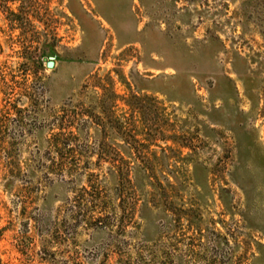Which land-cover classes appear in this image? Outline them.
Segmentation results:
<instances>
[{
    "label": "rangeland",
    "instance_id": "rangeland-1",
    "mask_svg": "<svg viewBox=\"0 0 264 264\" xmlns=\"http://www.w3.org/2000/svg\"><path fill=\"white\" fill-rule=\"evenodd\" d=\"M0 264H264V0H0Z\"/></svg>",
    "mask_w": 264,
    "mask_h": 264
},
{
    "label": "water",
    "instance_id": "water-1",
    "mask_svg": "<svg viewBox=\"0 0 264 264\" xmlns=\"http://www.w3.org/2000/svg\"><path fill=\"white\" fill-rule=\"evenodd\" d=\"M48 64H49L50 67L54 66V62H52V61H49Z\"/></svg>",
    "mask_w": 264,
    "mask_h": 264
},
{
    "label": "trees",
    "instance_id": "trees-1",
    "mask_svg": "<svg viewBox=\"0 0 264 264\" xmlns=\"http://www.w3.org/2000/svg\"><path fill=\"white\" fill-rule=\"evenodd\" d=\"M131 183V179H129V178H126V183Z\"/></svg>",
    "mask_w": 264,
    "mask_h": 264
}]
</instances>
